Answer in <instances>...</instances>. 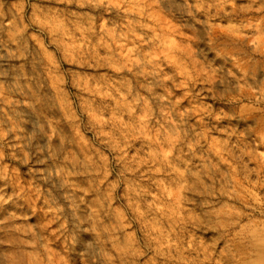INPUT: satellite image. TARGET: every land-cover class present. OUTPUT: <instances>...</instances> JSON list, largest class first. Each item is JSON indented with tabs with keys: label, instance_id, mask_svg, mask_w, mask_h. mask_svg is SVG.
Returning a JSON list of instances; mask_svg holds the SVG:
<instances>
[{
	"label": "clouds",
	"instance_id": "9594fccd",
	"mask_svg": "<svg viewBox=\"0 0 264 264\" xmlns=\"http://www.w3.org/2000/svg\"><path fill=\"white\" fill-rule=\"evenodd\" d=\"M0 264H264V0H0Z\"/></svg>",
	"mask_w": 264,
	"mask_h": 264
}]
</instances>
